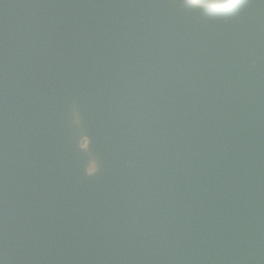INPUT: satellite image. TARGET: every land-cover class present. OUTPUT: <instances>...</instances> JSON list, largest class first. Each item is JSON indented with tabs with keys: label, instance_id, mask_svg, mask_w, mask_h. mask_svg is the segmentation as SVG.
<instances>
[{
	"label": "water",
	"instance_id": "1",
	"mask_svg": "<svg viewBox=\"0 0 264 264\" xmlns=\"http://www.w3.org/2000/svg\"><path fill=\"white\" fill-rule=\"evenodd\" d=\"M0 264H264V0H0Z\"/></svg>",
	"mask_w": 264,
	"mask_h": 264
},
{
	"label": "rangeland",
	"instance_id": "2",
	"mask_svg": "<svg viewBox=\"0 0 264 264\" xmlns=\"http://www.w3.org/2000/svg\"><path fill=\"white\" fill-rule=\"evenodd\" d=\"M200 3H206V4H211V5H216V6H224L227 5L231 0H195Z\"/></svg>",
	"mask_w": 264,
	"mask_h": 264
},
{
	"label": "bare ground",
	"instance_id": "3",
	"mask_svg": "<svg viewBox=\"0 0 264 264\" xmlns=\"http://www.w3.org/2000/svg\"><path fill=\"white\" fill-rule=\"evenodd\" d=\"M78 121V120H77ZM82 139H84V144H83V148H84V150L87 152V153H89L88 151H89V147H88V142H87V139L83 136V138Z\"/></svg>",
	"mask_w": 264,
	"mask_h": 264
}]
</instances>
